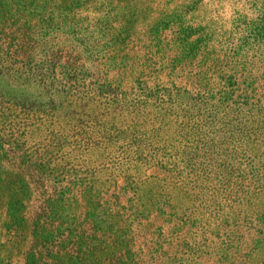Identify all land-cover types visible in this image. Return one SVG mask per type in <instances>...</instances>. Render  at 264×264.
I'll return each mask as SVG.
<instances>
[{"label":"trees","instance_id":"obj_1","mask_svg":"<svg viewBox=\"0 0 264 264\" xmlns=\"http://www.w3.org/2000/svg\"><path fill=\"white\" fill-rule=\"evenodd\" d=\"M258 10L250 40L224 58L189 37L139 50L113 42L91 77L48 49L61 25L47 9L28 11L39 22L29 25L31 43L2 49V70L12 85L42 86L48 101L25 108L6 91L0 138L54 182V212L86 206L98 231L131 236L137 224L154 245L191 249L198 230L250 220L264 236V2Z\"/></svg>","mask_w":264,"mask_h":264},{"label":"rangeland","instance_id":"obj_2","mask_svg":"<svg viewBox=\"0 0 264 264\" xmlns=\"http://www.w3.org/2000/svg\"><path fill=\"white\" fill-rule=\"evenodd\" d=\"M263 2L0 0V100L11 91L25 108L48 101L44 95L40 97L42 86L24 81L12 85L2 70V49L12 47L14 52L31 43L29 25L39 23L38 18L29 22L28 11L33 9H47L61 25L54 30L55 39H50L48 49H60L63 62H82L83 75L91 77L112 54L110 46L105 45L113 42H124L139 50L152 40L169 43L189 37L203 50L209 46L213 58H224L250 40L249 30L263 16L258 10ZM126 53L133 54L128 49ZM201 60L199 57L194 63L193 73L199 70ZM186 80L178 82L186 84ZM186 103L182 107L190 105ZM11 141L10 137L0 138V264H264V236L252 229L255 225L250 220L240 221L234 228L225 226L219 234L207 228L198 230L196 237L189 238L192 248L182 249L169 243L154 245L153 236L145 238L137 224L131 226V236L98 231L83 205L76 206L74 214L54 212L59 197L54 182L41 180L40 173L23 159L24 151ZM49 194L54 195V201H49ZM129 221L122 226L127 228ZM258 240L257 245L254 241Z\"/></svg>","mask_w":264,"mask_h":264}]
</instances>
